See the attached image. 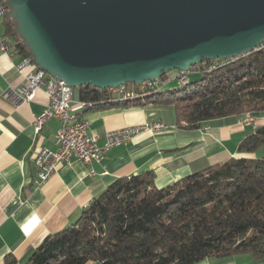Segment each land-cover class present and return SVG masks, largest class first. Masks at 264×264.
Masks as SVG:
<instances>
[{"label": "trees", "instance_id": "1", "mask_svg": "<svg viewBox=\"0 0 264 264\" xmlns=\"http://www.w3.org/2000/svg\"><path fill=\"white\" fill-rule=\"evenodd\" d=\"M14 28L5 14L4 34L14 38L15 50L32 56ZM195 66L202 67L195 72H203L200 79L127 100L92 85L75 90L91 107L174 105L184 129L228 116L264 115V45L216 67ZM263 146L264 125L237 150L255 154ZM154 179L151 169L115 179L73 224L32 250L27 264H199L245 253L264 259V154L232 156L164 187ZM4 264L19 261L9 253Z\"/></svg>", "mask_w": 264, "mask_h": 264}, {"label": "crops", "instance_id": "2", "mask_svg": "<svg viewBox=\"0 0 264 264\" xmlns=\"http://www.w3.org/2000/svg\"><path fill=\"white\" fill-rule=\"evenodd\" d=\"M20 52L0 54V264L12 253L19 264L48 235L73 224L115 179L153 170L158 187L232 156L264 154L240 153V141L264 125V115L253 123L242 122L244 115L207 121L201 128L142 133L131 141L113 147L98 162L80 159L62 162L46 182H35V151L55 150L60 123L47 119L39 132L34 120L47 108L50 99L45 88L32 99L20 100L17 92L24 84L17 66ZM173 79V78H172ZM164 87L171 77L164 80ZM162 90L163 87L161 88ZM71 112L75 120L88 122V134L105 141L107 133L131 125L155 121L178 125L174 105L147 102L142 106L98 108L86 106L74 93ZM87 264H99L90 261ZM199 264H264L252 254L205 259Z\"/></svg>", "mask_w": 264, "mask_h": 264}, {"label": "water", "instance_id": "3", "mask_svg": "<svg viewBox=\"0 0 264 264\" xmlns=\"http://www.w3.org/2000/svg\"><path fill=\"white\" fill-rule=\"evenodd\" d=\"M39 69L78 88L158 79L264 44V0H6Z\"/></svg>", "mask_w": 264, "mask_h": 264}, {"label": "built area", "instance_id": "4", "mask_svg": "<svg viewBox=\"0 0 264 264\" xmlns=\"http://www.w3.org/2000/svg\"><path fill=\"white\" fill-rule=\"evenodd\" d=\"M9 8L6 0H0V54L10 53L15 50L13 37L4 34V17ZM264 45V44H263ZM232 58H214L206 60L202 65L216 67L228 62ZM23 75L24 84L16 93L20 100L32 99L38 89L45 88L50 102L45 111L35 117L34 125L39 132L45 121L51 117L59 120L60 126L56 134V149L40 147L35 151V182L41 185L57 171L60 163H70L72 159H80L87 164L100 161L113 147L127 143L142 133L164 132L176 129L178 125L167 124L163 121L150 122L140 125H131L107 133L103 143L98 142L97 135L88 134V122L75 120L71 112L74 101L75 88L63 80L53 78L45 70L39 69L32 56H24L17 66ZM196 66L188 70H175L173 79L180 83L189 82V74L195 73ZM161 78L146 80L142 83H124L119 86L106 88L117 100H127L138 97L144 93L161 89L164 85ZM257 119L252 113L244 114L241 119L245 123H253Z\"/></svg>", "mask_w": 264, "mask_h": 264}, {"label": "rangeland", "instance_id": "5", "mask_svg": "<svg viewBox=\"0 0 264 264\" xmlns=\"http://www.w3.org/2000/svg\"><path fill=\"white\" fill-rule=\"evenodd\" d=\"M200 68H202V67L201 66L196 67V70H198ZM168 75H169V77H171V82H169L165 87H164V85L162 86L164 90L165 89H173V88L178 89V88H182L184 86V84L180 83L177 79H172L175 76V70L170 71L168 73ZM202 76H203V72L199 71L197 73H190L188 77H189L190 81L194 82V81L200 79ZM162 80H164V79H162Z\"/></svg>", "mask_w": 264, "mask_h": 264}]
</instances>
